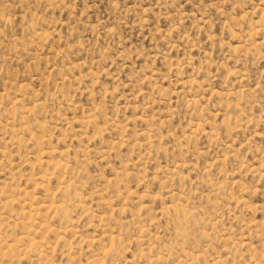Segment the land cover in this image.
Here are the masks:
<instances>
[{
    "label": "rangeland",
    "instance_id": "1",
    "mask_svg": "<svg viewBox=\"0 0 264 264\" xmlns=\"http://www.w3.org/2000/svg\"><path fill=\"white\" fill-rule=\"evenodd\" d=\"M0 264H264V0H0Z\"/></svg>",
    "mask_w": 264,
    "mask_h": 264
}]
</instances>
